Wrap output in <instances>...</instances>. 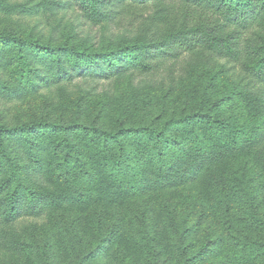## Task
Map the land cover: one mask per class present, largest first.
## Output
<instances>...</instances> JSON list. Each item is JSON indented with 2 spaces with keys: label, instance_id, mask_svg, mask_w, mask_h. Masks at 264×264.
I'll use <instances>...</instances> for the list:
<instances>
[{
  "label": "rangeland",
  "instance_id": "rangeland-1",
  "mask_svg": "<svg viewBox=\"0 0 264 264\" xmlns=\"http://www.w3.org/2000/svg\"><path fill=\"white\" fill-rule=\"evenodd\" d=\"M78 5L0 0V264H264V142L227 161L222 183L154 190L143 169L152 131L202 148L212 123L246 121L259 135L257 81L235 62L184 50L148 59L147 70L123 52L104 61L119 67L124 56L127 71L107 80L59 76L83 59L37 45L147 46L171 34L179 8L125 0L93 22Z\"/></svg>",
  "mask_w": 264,
  "mask_h": 264
},
{
  "label": "trees",
  "instance_id": "trees-1",
  "mask_svg": "<svg viewBox=\"0 0 264 264\" xmlns=\"http://www.w3.org/2000/svg\"><path fill=\"white\" fill-rule=\"evenodd\" d=\"M124 1L75 0L85 17L93 22H98L102 16L107 15L108 8L113 4ZM134 1L147 4L161 0ZM177 2L179 8L172 21V32L164 41H154L147 46L121 44L114 52L102 54L80 52L76 47L68 45L55 48L49 45L36 46L52 53L69 52L83 59L71 68L64 65L65 70H62L59 76L74 72L84 74L90 72L97 79L107 80L113 74L122 75L127 71L124 56L119 67L112 63L115 57H119L123 52L130 57L139 55L140 61L133 63L132 67L147 70L148 59L153 61L161 56L175 57L178 51L184 50L196 56L208 54L209 58L216 59L217 62L222 60L235 62L257 81L262 89L261 95L254 101L257 104L256 116L260 115L263 119L258 121L259 135L254 134L256 131L253 124L242 121L243 127L240 129V123L231 120L217 122L216 126L212 123L213 126L208 131L213 134L214 139L207 143L202 140L205 145L203 148L199 144H184L176 141L165 128L150 133L148 137L155 140V143L151 145L152 154L144 161L143 169L146 172L145 178H149L150 187L162 191L186 187L188 184L194 186L196 181L202 178L208 182L213 180L225 182L224 168L227 161L246 152L253 155H258L260 150L264 152V148L260 150L257 148L264 142V0H242V3L235 7L220 0H177ZM103 3L105 8L102 7ZM21 46L22 43L19 44V47ZM107 59H111L112 62H105L104 60ZM62 63L64 64L63 60ZM231 134H242L243 137H238L236 140ZM114 139L112 142L119 148H124L127 144L122 139H118V136ZM170 141L179 143L178 148L168 149ZM102 149L97 147L95 150L98 153H106ZM5 169L7 167L0 163V172ZM241 187L246 192V185ZM33 208L37 206L33 205ZM15 213L16 211L12 210L11 214H5L6 219L9 222L15 220L17 218Z\"/></svg>",
  "mask_w": 264,
  "mask_h": 264
}]
</instances>
